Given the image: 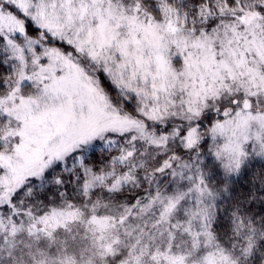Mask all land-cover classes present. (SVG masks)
<instances>
[{"label":"snow or ice","instance_id":"obj_1","mask_svg":"<svg viewBox=\"0 0 264 264\" xmlns=\"http://www.w3.org/2000/svg\"><path fill=\"white\" fill-rule=\"evenodd\" d=\"M0 264H264V0H0Z\"/></svg>","mask_w":264,"mask_h":264}]
</instances>
